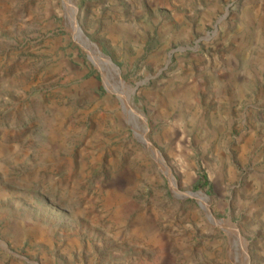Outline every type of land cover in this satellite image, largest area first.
Masks as SVG:
<instances>
[{"label":"rangeland","instance_id":"374dc122","mask_svg":"<svg viewBox=\"0 0 264 264\" xmlns=\"http://www.w3.org/2000/svg\"><path fill=\"white\" fill-rule=\"evenodd\" d=\"M261 87L264 0H0V264H264Z\"/></svg>","mask_w":264,"mask_h":264},{"label":"water","instance_id":"95a60500","mask_svg":"<svg viewBox=\"0 0 264 264\" xmlns=\"http://www.w3.org/2000/svg\"><path fill=\"white\" fill-rule=\"evenodd\" d=\"M223 18H224V16L221 17V18H219V19L216 21V29H217V25L220 23V21H221ZM214 32H215V31H214ZM208 37H209V35H208ZM201 39H202V38H201ZM201 39H198L196 42L198 43ZM187 48H189V47H187V46H181V47L177 48V50H184V49H187ZM175 50H176V49L172 50L171 52H174ZM113 64H114V63H113ZM114 65H115V64H114ZM117 69H118V67H117ZM118 70H119V69H118ZM149 79H150V77H147L145 80L138 82L134 87H129V88H130V91H131V92H135L136 89L139 87V85H141L143 82H145L146 80H149ZM190 194L194 195L195 193L190 192ZM225 224H226L227 226L231 227L232 229H234V231H235V233L237 234V236L239 237V239H241V242L244 241V243L242 242V244H243V246H244V250H245V252H246V255L248 256V259H249V255H248V253H247V245H248L247 239L241 235L239 229H238L237 227H235V225L232 224L230 221H226Z\"/></svg>","mask_w":264,"mask_h":264},{"label":"crops","instance_id":"0c3cea01","mask_svg":"<svg viewBox=\"0 0 264 264\" xmlns=\"http://www.w3.org/2000/svg\"><path fill=\"white\" fill-rule=\"evenodd\" d=\"M237 63H238V59H237ZM245 84H248V83H245ZM256 97H253V96L246 97L245 110L248 109L247 107L256 108L258 110L264 109V87L260 88V92L257 93ZM241 101H242V99L240 101H235L232 104L235 105V107H238V106L241 107L242 106ZM253 132H254V130H253Z\"/></svg>","mask_w":264,"mask_h":264},{"label":"bare ground","instance_id":"6f19581e","mask_svg":"<svg viewBox=\"0 0 264 264\" xmlns=\"http://www.w3.org/2000/svg\"><path fill=\"white\" fill-rule=\"evenodd\" d=\"M82 36H84L83 34H81ZM83 39L85 40V42L89 45V47L92 49L91 50V52H94V53H92L93 54V56H97V57H102L103 58V56L102 55H100L99 54V51H97V49L95 48V46L94 45H92L90 42H89V40L87 39V38H85V37H83ZM100 59V58H99ZM109 60H110V58H109ZM111 61V60H110ZM112 62V61H111ZM116 67V66H115ZM120 81H121V79H120ZM122 82V81H121ZM211 219H213V217L211 218ZM214 220V219H213ZM217 221H219L220 222V226H223V227H227V225L225 224L226 223V221H224V220H217ZM229 227V226H228ZM231 231L233 232H231L232 234H233V236L235 237V238H237V239H239V237L237 236V234L235 233V231L234 230H232L231 229ZM239 240H241V239H239ZM244 252H245V250H244ZM245 255H246V252H245ZM246 257H247V255H246ZM246 261H248V258H247V260Z\"/></svg>","mask_w":264,"mask_h":264},{"label":"trees","instance_id":"16d2710c","mask_svg":"<svg viewBox=\"0 0 264 264\" xmlns=\"http://www.w3.org/2000/svg\"><path fill=\"white\" fill-rule=\"evenodd\" d=\"M210 183L208 181V178L206 175H202L200 177V179L197 180V182L195 183V187L196 188H204L206 186H208Z\"/></svg>","mask_w":264,"mask_h":264}]
</instances>
